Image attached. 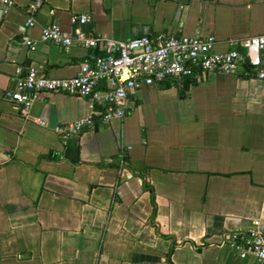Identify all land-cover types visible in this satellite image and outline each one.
<instances>
[{
  "label": "crops",
  "instance_id": "crops-1",
  "mask_svg": "<svg viewBox=\"0 0 264 264\" xmlns=\"http://www.w3.org/2000/svg\"><path fill=\"white\" fill-rule=\"evenodd\" d=\"M29 1L0 0V264H264L221 245L264 223V82L248 67L141 86L122 118L65 141L52 127L91 115L85 98L42 93L21 115L3 96L17 66L76 72L89 49L39 39L50 22L69 31L70 14L92 35L212 34L224 50L264 31V0H43L32 49ZM121 146L123 165L104 161Z\"/></svg>",
  "mask_w": 264,
  "mask_h": 264
},
{
  "label": "built area",
  "instance_id": "built-area-1",
  "mask_svg": "<svg viewBox=\"0 0 264 264\" xmlns=\"http://www.w3.org/2000/svg\"><path fill=\"white\" fill-rule=\"evenodd\" d=\"M1 2L10 4V0ZM42 2L30 0L23 7L26 18L21 43L29 49L34 43L25 30L33 25V16ZM87 22L86 14L73 13L69 16V31H62L56 22L40 28L42 42L63 49L71 45L89 49L77 63L73 75L51 77L45 72L43 62H34L24 68L17 66L13 89L3 92L6 99L19 107L21 115L26 114L31 101L42 93L61 92L85 98L91 105V115L52 127L62 141L94 126L95 118L100 122L122 118L127 97L141 86L155 85L163 80H195L204 72L232 74L243 65L250 66L249 76L264 82V31L229 41L230 47L216 50L212 34L186 36L159 32L117 40L104 34L84 32L80 26ZM94 105L99 108H93ZM123 149L121 146L119 150V165L125 163L121 158ZM112 160V157L104 158L105 162ZM221 245L233 248L239 258H264V223L253 222L248 228L224 232Z\"/></svg>",
  "mask_w": 264,
  "mask_h": 264
},
{
  "label": "trees",
  "instance_id": "trees-1",
  "mask_svg": "<svg viewBox=\"0 0 264 264\" xmlns=\"http://www.w3.org/2000/svg\"><path fill=\"white\" fill-rule=\"evenodd\" d=\"M243 66H245V68L247 69V67H246V65H243ZM249 70V69H248ZM250 72V71H249ZM126 155H123V154H121V158L124 160V161H126ZM118 159H119V157H117V156H115L114 157V159H113V161H115L116 163H118ZM115 162H114V164H115Z\"/></svg>",
  "mask_w": 264,
  "mask_h": 264
},
{
  "label": "water",
  "instance_id": "water-1",
  "mask_svg": "<svg viewBox=\"0 0 264 264\" xmlns=\"http://www.w3.org/2000/svg\"><path fill=\"white\" fill-rule=\"evenodd\" d=\"M248 67H250V66H248Z\"/></svg>",
  "mask_w": 264,
  "mask_h": 264
}]
</instances>
